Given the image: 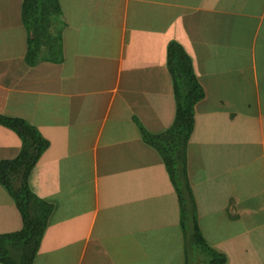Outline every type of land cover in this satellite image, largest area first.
Segmentation results:
<instances>
[{
    "label": "crops",
    "instance_id": "1",
    "mask_svg": "<svg viewBox=\"0 0 264 264\" xmlns=\"http://www.w3.org/2000/svg\"><path fill=\"white\" fill-rule=\"evenodd\" d=\"M59 1L62 56L29 64L23 0H0V115L50 142L30 177L55 205L34 264H188L178 195L141 133L174 122L171 41L206 93L187 148L191 224L225 264H264V0ZM21 146L0 125V160ZM22 227L0 184V235Z\"/></svg>",
    "mask_w": 264,
    "mask_h": 264
},
{
    "label": "trees",
    "instance_id": "2",
    "mask_svg": "<svg viewBox=\"0 0 264 264\" xmlns=\"http://www.w3.org/2000/svg\"><path fill=\"white\" fill-rule=\"evenodd\" d=\"M62 17L59 0H23L22 22L28 36L26 60L29 64L42 59H60ZM167 66L176 101L174 122L157 134L141 127L142 138L160 155L178 195L188 248L190 245L201 248L209 258L207 264H225L224 256L205 241L195 215L191 224L187 211L186 195L191 194L187 148L195 125V107L206 93L197 78L192 58L177 41L168 45ZM0 125L14 131L22 141L17 157L0 160V184L14 201L23 221L21 230L0 235V264H34L55 205L32 191L30 177L50 142L25 119L0 115Z\"/></svg>",
    "mask_w": 264,
    "mask_h": 264
},
{
    "label": "rangeland",
    "instance_id": "3",
    "mask_svg": "<svg viewBox=\"0 0 264 264\" xmlns=\"http://www.w3.org/2000/svg\"><path fill=\"white\" fill-rule=\"evenodd\" d=\"M199 256V261H196ZM209 258L201 248L190 245L188 248V264H207Z\"/></svg>",
    "mask_w": 264,
    "mask_h": 264
}]
</instances>
